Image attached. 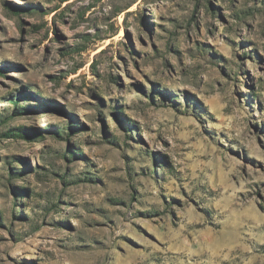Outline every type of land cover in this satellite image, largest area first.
Returning <instances> with one entry per match:
<instances>
[{"label":"rangeland","instance_id":"obj_1","mask_svg":"<svg viewBox=\"0 0 264 264\" xmlns=\"http://www.w3.org/2000/svg\"><path fill=\"white\" fill-rule=\"evenodd\" d=\"M0 68V264H264V0H0Z\"/></svg>","mask_w":264,"mask_h":264},{"label":"trees","instance_id":"obj_2","mask_svg":"<svg viewBox=\"0 0 264 264\" xmlns=\"http://www.w3.org/2000/svg\"><path fill=\"white\" fill-rule=\"evenodd\" d=\"M2 71V68H0V72ZM20 111H22V108H21V110ZM70 129V127H66L65 128V130H69Z\"/></svg>","mask_w":264,"mask_h":264}]
</instances>
